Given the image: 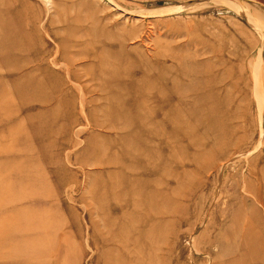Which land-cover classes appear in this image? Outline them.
Returning a JSON list of instances; mask_svg holds the SVG:
<instances>
[{"label": "rangeland", "instance_id": "obj_1", "mask_svg": "<svg viewBox=\"0 0 264 264\" xmlns=\"http://www.w3.org/2000/svg\"><path fill=\"white\" fill-rule=\"evenodd\" d=\"M0 264H264V0H0Z\"/></svg>", "mask_w": 264, "mask_h": 264}]
</instances>
